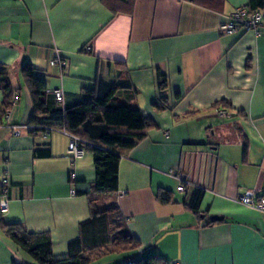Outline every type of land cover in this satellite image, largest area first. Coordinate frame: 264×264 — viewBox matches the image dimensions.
Instances as JSON below:
<instances>
[{"label":"crops","instance_id":"crops-1","mask_svg":"<svg viewBox=\"0 0 264 264\" xmlns=\"http://www.w3.org/2000/svg\"><path fill=\"white\" fill-rule=\"evenodd\" d=\"M222 2L215 9L196 0H0V67L19 95L10 113L20 129L15 135L0 126V187L9 178L6 223L47 234L55 260L67 258L69 243L87 240L93 229L89 223L82 229L91 217L92 152L73 160L62 128L31 132L22 65L30 63L45 80L49 108L56 107L54 89L69 107L97 79L111 84L124 72L132 89L121 100L151 125L120 159L117 193L99 199L117 203L139 247L102 258L109 264H147L154 255L167 264H264V211L238 201L247 190L264 196V17L258 35L222 34L224 16L248 0ZM56 57L64 68L49 64ZM159 71L168 79L164 91L157 88ZM161 96L166 107L157 110ZM2 101L0 90V108ZM222 101L230 108L215 107ZM221 108L231 117H216ZM169 170L184 173L183 192ZM197 187L203 198L195 213L187 203ZM164 190L167 203L159 199ZM0 264L37 263L0 229Z\"/></svg>","mask_w":264,"mask_h":264},{"label":"trees","instance_id":"trees-1","mask_svg":"<svg viewBox=\"0 0 264 264\" xmlns=\"http://www.w3.org/2000/svg\"><path fill=\"white\" fill-rule=\"evenodd\" d=\"M196 1L215 9H219L223 3V0ZM243 7L249 11L263 10L264 0H248ZM21 73L32 101V115L28 121V125L32 127L31 132L51 131L55 128L72 131L82 140L83 148L92 152L96 175L88 193L91 217L82 225V229L88 223L93 229L87 240L83 237L70 242L68 257L60 260L53 258L47 234L29 233L18 223H6L1 212L0 229L37 264H92L103 256L138 248L139 242L127 229L117 203L105 204L99 199L101 196L117 193L119 161L125 152L145 137L146 130L151 125V120L138 108L129 106L120 98L123 92L132 89L129 78L121 72L111 84L97 79L92 89L82 91L84 100L69 107L57 104L51 92L56 107L49 108V92L39 72L30 63H24ZM156 84L159 91H164L168 86L167 76L157 72ZM0 90L3 94L1 119L12 109L15 97L19 98L12 90L5 67H0ZM218 105L229 107L226 101L215 104V107L218 108ZM154 107L157 110L166 107L163 96L159 102L154 103ZM170 196V192L164 190L160 192L159 199L167 203ZM202 198L203 189L195 188L187 203L188 207L196 213ZM129 261L132 264H144L142 259ZM147 264L167 263L154 255Z\"/></svg>","mask_w":264,"mask_h":264},{"label":"built area","instance_id":"built-area-1","mask_svg":"<svg viewBox=\"0 0 264 264\" xmlns=\"http://www.w3.org/2000/svg\"><path fill=\"white\" fill-rule=\"evenodd\" d=\"M264 13L262 10H253L249 11L245 7L241 6L233 10L231 13L224 16L223 22L220 25V31L225 35H232L238 31L243 32H252L255 35L259 34L260 25L263 20ZM89 50L88 48H86ZM51 66H58L59 68H64L66 66V61L56 57L49 61ZM54 101L59 105H64V93L61 89H54L52 91ZM17 98L15 97V102ZM231 112L228 109H216L215 115L219 119H226L231 117ZM0 126H5L13 130L15 135L20 133V129L17 126L11 124V113L10 111L4 114L0 119ZM50 130L42 132L43 134H48ZM61 132L68 137L67 145V154L73 160L82 157L85 153V149L81 145L82 140L75 132L67 131L61 129ZM168 175L176 180L179 184L177 186V191L183 192L184 186L183 183L186 180L184 173L181 171L169 170ZM74 172L69 174L70 179L74 180ZM8 188H9V178L7 175H4L1 180L0 187V212L3 213L7 209L8 205ZM73 194L74 191L72 190ZM124 193H121V195ZM239 203L242 205L255 208L260 211H264V196L258 195L253 190H247L238 199ZM123 264H132L130 261Z\"/></svg>","mask_w":264,"mask_h":264},{"label":"rangeland","instance_id":"rangeland-1","mask_svg":"<svg viewBox=\"0 0 264 264\" xmlns=\"http://www.w3.org/2000/svg\"><path fill=\"white\" fill-rule=\"evenodd\" d=\"M126 254L127 255H130V252L129 253H126ZM109 262H110V258L106 257V258H102L101 260L96 261L93 264H109Z\"/></svg>","mask_w":264,"mask_h":264},{"label":"water","instance_id":"water-1","mask_svg":"<svg viewBox=\"0 0 264 264\" xmlns=\"http://www.w3.org/2000/svg\"><path fill=\"white\" fill-rule=\"evenodd\" d=\"M216 220L220 219L219 217H215Z\"/></svg>","mask_w":264,"mask_h":264}]
</instances>
